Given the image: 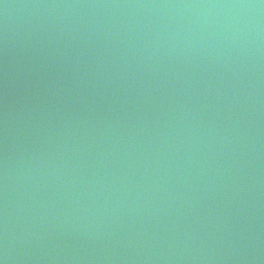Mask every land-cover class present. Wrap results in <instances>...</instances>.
I'll use <instances>...</instances> for the list:
<instances>
[{
  "label": "water",
  "instance_id": "obj_1",
  "mask_svg": "<svg viewBox=\"0 0 264 264\" xmlns=\"http://www.w3.org/2000/svg\"><path fill=\"white\" fill-rule=\"evenodd\" d=\"M0 264H264V0H0Z\"/></svg>",
  "mask_w": 264,
  "mask_h": 264
}]
</instances>
